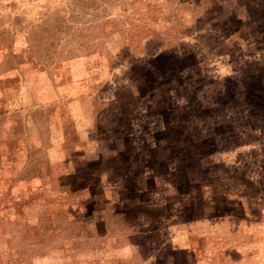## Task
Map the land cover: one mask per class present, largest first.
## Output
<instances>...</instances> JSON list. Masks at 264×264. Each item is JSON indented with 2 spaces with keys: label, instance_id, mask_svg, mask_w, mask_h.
<instances>
[{
  "label": "rangeland",
  "instance_id": "rangeland-1",
  "mask_svg": "<svg viewBox=\"0 0 264 264\" xmlns=\"http://www.w3.org/2000/svg\"><path fill=\"white\" fill-rule=\"evenodd\" d=\"M151 1L0 0V264H73L74 257L91 253L92 249L83 248L88 239L76 241L77 234L68 246L63 243L74 231L86 230L90 221L99 217L114 220L131 213L151 215L159 205L172 209L174 203L180 211L174 221L198 219L196 230L206 236L202 244L222 257L220 264H264V180L252 185L245 176L249 169L258 176V169H264V155L236 146L244 141L256 143L254 135L264 124L260 111L248 114L233 93L242 86L239 78L243 73L264 62V51L254 44L260 34H252L256 24L264 31V0L233 1L231 7L245 16L226 21L211 15L193 28L181 26L199 15L190 0L181 7ZM248 4L252 8L246 13ZM171 28L191 36L183 47L185 62L170 58L169 52L155 62L150 60L154 76L145 85L138 83L141 95L137 96L136 115H129L133 107L122 99L111 122L107 120L110 110L104 107V100L112 93L104 67L113 62L117 68L126 65L128 77L142 75L141 63L152 58L145 51L147 40L166 37L164 32ZM198 28H206L200 38L202 52L194 46L193 32ZM241 45H249V49L242 50ZM220 50L227 54L221 62L217 58ZM195 59H200L201 69L194 66ZM222 65L221 71L233 74L220 88L230 91L229 104L208 111L198 110L192 103L188 110L185 106L192 102L195 91L199 90V96L218 91L219 79L213 70ZM259 72L264 77V68ZM68 79L73 87L66 89ZM118 82V86L124 83ZM163 91L169 92L168 97ZM90 93L97 99L90 98ZM219 101L214 100L218 107L225 104ZM179 114L187 120L186 128H201L200 135L211 138L213 148L229 149L228 154L217 152L215 157L228 155L230 165L239 167L238 177L230 176L232 168L219 169L212 181L202 178L196 188L183 183L184 189H178L177 184L156 183L146 176H125L100 167L92 178L75 183L62 176L71 168L68 159L74 153H87L89 161L98 163L112 139L124 132L145 130L148 123L160 130ZM108 129L113 136H107ZM242 131L244 135H239ZM203 183H210L209 189ZM210 188L215 195H207ZM226 189L239 194L235 197L246 194L242 200L253 203L255 214L260 216L263 211V216L257 222L240 220V207L231 211L221 200L220 193ZM193 199L197 206L190 208L187 204ZM217 207L223 210L218 212ZM208 218L212 219L206 224ZM157 220L156 216L154 226ZM161 234L158 239L174 235L171 229ZM107 251L115 260L124 253L118 245Z\"/></svg>",
  "mask_w": 264,
  "mask_h": 264
},
{
  "label": "trees",
  "instance_id": "trees-1",
  "mask_svg": "<svg viewBox=\"0 0 264 264\" xmlns=\"http://www.w3.org/2000/svg\"><path fill=\"white\" fill-rule=\"evenodd\" d=\"M233 1L236 3V0H190L188 3H192L194 7L199 10V15L196 13V15L193 16V21H191L192 19L190 18L188 22H183L181 26L185 25V27L190 26L189 28H193L195 25L198 26L199 21L205 20V18L211 15L226 21L238 20V17H243L245 14L239 15L240 12L236 13V9L231 7ZM239 1L243 0H238L237 3ZM160 2L169 4L175 3L177 7H181L185 4V0H177L175 2L171 0L151 1V3ZM249 4L246 8V13L251 12L247 10L248 8H252V6L251 8L249 7ZM245 7L246 5L244 9ZM166 19L167 18H164V20ZM256 21L257 20H254V22ZM175 26L180 27L179 25ZM254 26L255 28L252 34L258 36L259 33L261 36L257 38L254 44H257L256 49H258V51H264V31L260 30L258 24ZM197 30L193 32L194 46L195 50L202 52L200 49L203 44L200 38L202 37L201 33L206 30V28L201 30L198 28ZM185 31L187 32L188 30ZM232 32H230V34H232ZM164 34L166 37L157 35L147 40L145 51L150 52L152 58L147 60L149 62L145 61L141 63L140 70L142 75H137L136 78L138 79H136L135 76L129 75L128 77L126 75V65L117 68L116 64L110 62V64L105 66V69L102 70V72H104L103 75H105L107 79L109 78L106 82H110L111 84L110 93H112V96L106 97V99L104 98L105 100L102 98V100H104V107L110 110L107 118L110 122L115 111L114 108L116 109L117 106H120L119 102L121 103L122 99H128L133 107L128 110L129 115L132 117L136 115L134 108L138 94L141 95V88L138 86V83L143 82L145 85V82L152 80L154 70L150 66H152V62H155L158 56L162 55V53L169 52L170 58L177 59L178 62H185L186 56L183 54L185 48L183 47L184 43L189 42L191 39L190 34H180L179 29L173 28L166 30ZM198 40L199 43H197ZM244 40L243 38V41ZM245 43L247 44V41ZM248 46L245 47V45H241V48L242 50H248ZM130 50L131 54L134 55L136 53L133 48ZM218 53H220L219 56H217L219 62L227 58L225 52L220 50ZM150 60H152V62H150ZM200 65V59H195L194 66L201 69ZM223 67L222 65L218 67L219 69L214 68L213 70V74L219 79L218 91L215 93L211 91L210 93H203L201 96L198 95L199 90L195 91L193 94L194 99L192 97V102H189L185 106L186 108L188 107V110L191 109L192 103H195L193 106L194 108L196 107L198 110L205 109L208 111H212L214 108H225L229 104L228 98L230 91H224V89L220 90V88L226 85V81L232 78L233 74L221 71ZM252 68L253 70H246L242 75L243 77L239 78V82L242 86L239 87L237 91H233L234 98L240 100L238 106L247 109L248 114L260 111L259 113L262 114V124H264V77H262V75H260L261 72H259V70L264 68V62L258 63ZM119 79L124 83L118 86L116 83ZM196 82L197 81H194V84ZM72 83L73 82L68 79L65 88H72ZM181 84H183V82ZM116 90L118 92H115ZM122 90H125V93L120 92ZM168 94L169 92L163 91V96L165 98L168 97ZM90 96V98H94V100L98 97H94L92 93H90ZM80 100H84V97ZM214 100H220L225 104L218 107V102H214ZM92 115H95L94 110ZM183 116L179 114L174 120H167L164 125H161L162 129L160 130H155L153 125L148 123L145 130L139 128L135 132H124L121 137H118V139L114 141L112 139V144L106 146L107 149L102 151L98 163H93V159L89 161L87 153L80 155L74 153L73 158H71V160L68 159V162H70L68 166H71V168L65 170L62 176L71 179L72 183H75L82 178H92L95 174V170H97L96 168L100 167L102 170H112L115 173L125 176H146L156 183L166 182L177 184L178 187L177 185L176 187L178 189H184L183 183H187L188 187L194 186L196 188L197 185L195 184L198 180H202V178H207L209 181H212L213 178H216L218 175L219 169L228 170L232 168L233 171L230 176L233 177L237 175L238 177L239 167L233 166V164L230 165L228 158H226L228 155H223L224 157L222 159H217L215 157L217 152L228 154L227 152L229 149L226 147L224 149L213 148L214 144L211 138L200 135L201 133L199 132L202 130L201 128H186L187 120H185ZM112 133L113 131L108 129L107 136H113ZM242 134L244 135L243 131L239 133V135ZM254 136L257 139L256 143L251 144L248 141H244L245 143L236 146H242L244 148L250 147L249 150L258 153L257 155H261L262 153V155H264V129H261L259 134L255 133ZM68 162L64 160V163ZM252 172L253 171L249 169L248 174L245 175L246 179H250L249 184L253 185L255 182L262 183L264 180V169H258L257 177L251 175ZM66 185L69 187L74 186L71 183H67ZM210 185V183H203L201 186L209 189ZM211 190L210 188V191H207L208 196H213L211 194L214 193H212ZM236 194L238 193L233 194L226 189L220 193L221 200L225 202V206L230 208L231 211L235 210L237 206L240 207L242 211L240 220L257 222L259 218L263 216V211H261V215L258 216L255 214L256 211L254 212V208L251 207L253 203L242 200V196L244 197L247 195L244 194L240 197H235ZM196 200L197 199H193L192 202L189 201L187 205H189L190 208H195L193 205L196 204L197 206ZM172 207L171 209L170 205L161 204L157 207L159 208L158 211L156 213V210L151 212V215L139 216L136 213H131L114 220L99 217L98 219L90 221L86 230L78 229L74 231L73 237L67 239L63 244L67 245L68 241L73 240L77 234L80 236L75 238V240L77 239L76 241H78V239L80 241L84 240V238L88 239L89 244L83 248L84 250L92 249L91 253H89V255L85 254L83 258L79 259L74 257L75 260H73V264H199L200 262H202V264H220L219 262L222 257H218L217 253H213L209 247L203 246L206 241V236H201V234L198 233L199 231L197 232L196 230L200 224L199 220L194 219L191 220V222L174 221V219L179 216L180 211L175 203ZM217 208L218 212L219 209L223 210L220 207ZM171 211L175 214L171 215ZM156 216L158 219L157 222L159 223L154 226L153 223H155ZM224 217H226V215ZM210 219L208 218L206 220V224H208V221L210 223ZM100 223L102 226L99 225ZM49 226H51V223ZM153 227L156 228L153 229ZM164 229L167 231L171 229L175 236L172 234L171 237L168 236L165 239L161 237L158 239L157 236H162L161 231L163 233ZM192 231H194L195 234H193ZM152 233H154L155 236H153ZM96 241H98L97 246L95 245ZM92 243L93 245H91ZM111 245H118L124 251L122 257H119L121 259L115 260L113 256L108 255L109 252L107 251V247L110 248ZM75 247L79 250L81 249L77 243ZM220 248L223 249L224 247ZM67 252L71 254L70 251ZM59 255L61 254L59 253ZM67 257L69 258V256ZM81 259L83 262H80ZM240 259L241 257H238L237 261H241Z\"/></svg>",
  "mask_w": 264,
  "mask_h": 264
},
{
  "label": "crops",
  "instance_id": "crops-1",
  "mask_svg": "<svg viewBox=\"0 0 264 264\" xmlns=\"http://www.w3.org/2000/svg\"><path fill=\"white\" fill-rule=\"evenodd\" d=\"M201 261H203V260H201ZM199 264H202V262H200Z\"/></svg>",
  "mask_w": 264,
  "mask_h": 264
}]
</instances>
